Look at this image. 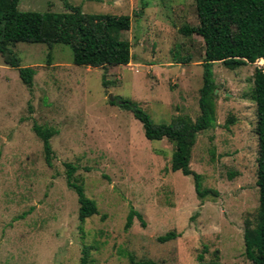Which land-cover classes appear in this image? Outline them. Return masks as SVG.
<instances>
[{
    "label": "rangeland",
    "instance_id": "obj_1",
    "mask_svg": "<svg viewBox=\"0 0 264 264\" xmlns=\"http://www.w3.org/2000/svg\"><path fill=\"white\" fill-rule=\"evenodd\" d=\"M126 15L125 66H75L55 45L10 46L20 67L35 70L26 89L0 57V264H253L243 232L258 209V138L252 75L263 61L235 70L212 63L215 122L198 133L190 169L215 196L199 200L191 177L171 172L173 145L148 141L127 100L157 124L199 115L204 43L184 36L198 19L190 0H19L21 11ZM145 8H142V4ZM181 59H187L183 61ZM33 124L53 131L50 166ZM66 164L97 213L80 222ZM130 210L133 218L125 230ZM143 223V224H142ZM173 232L176 237L160 243ZM85 261L82 263V258Z\"/></svg>",
    "mask_w": 264,
    "mask_h": 264
},
{
    "label": "trees",
    "instance_id": "obj_2",
    "mask_svg": "<svg viewBox=\"0 0 264 264\" xmlns=\"http://www.w3.org/2000/svg\"><path fill=\"white\" fill-rule=\"evenodd\" d=\"M194 3L198 19L195 27L182 26L180 34L197 35L204 43L202 86L199 90V115L191 120L177 116L169 124H157L133 103L120 99L111 103L129 111L141 123L144 138L148 141L166 140L173 145L169 169L191 177L194 192L199 200L215 196V191L202 188L201 175L190 169L191 151L198 133L213 127L215 122V83L210 71L212 63H221L228 70L262 60L263 64L252 75V100L256 108V135L258 160L256 186L258 209L253 223H247L243 232L246 258L253 264H264V0H190ZM19 0H0V57L5 66L16 69L22 85L32 88L35 70L20 67L19 59L10 46L16 43L44 44L47 58L55 45L67 46L72 52L75 66L101 68L125 66L130 62V44L122 33L130 28L126 15L85 14L80 6L64 1L65 12L21 11ZM145 8V4H142ZM184 62L187 59H181ZM32 130L42 143L44 160L50 166L53 131L33 124ZM66 185L77 197V217L80 222L97 213L94 201L88 199L82 186L74 181V168L66 164ZM141 216L130 210L124 225L128 229L133 218ZM143 224V223H142ZM176 237L173 232L159 237L160 243ZM85 259L82 258V263ZM130 264H157L153 261H134Z\"/></svg>",
    "mask_w": 264,
    "mask_h": 264
},
{
    "label": "water",
    "instance_id": "obj_3",
    "mask_svg": "<svg viewBox=\"0 0 264 264\" xmlns=\"http://www.w3.org/2000/svg\"><path fill=\"white\" fill-rule=\"evenodd\" d=\"M108 100L111 102V103H116V104H120V100L118 99H115L111 96V94L108 95Z\"/></svg>",
    "mask_w": 264,
    "mask_h": 264
},
{
    "label": "bare ground",
    "instance_id": "obj_4",
    "mask_svg": "<svg viewBox=\"0 0 264 264\" xmlns=\"http://www.w3.org/2000/svg\"><path fill=\"white\" fill-rule=\"evenodd\" d=\"M262 60H259V62H261Z\"/></svg>",
    "mask_w": 264,
    "mask_h": 264
}]
</instances>
